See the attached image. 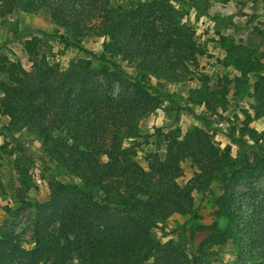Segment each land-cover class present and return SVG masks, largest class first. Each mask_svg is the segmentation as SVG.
Segmentation results:
<instances>
[{
  "label": "trees",
  "instance_id": "obj_1",
  "mask_svg": "<svg viewBox=\"0 0 264 264\" xmlns=\"http://www.w3.org/2000/svg\"><path fill=\"white\" fill-rule=\"evenodd\" d=\"M186 1L0 0V19L15 8L43 10L64 28L53 33L64 46L97 60L79 59L60 70L33 37L22 42L27 65L0 62V114L8 118L0 133L15 141L14 133L33 132L40 158L72 176L67 182L48 179V199L33 203L31 246H20L0 226V264H208V250L228 241L235 245V264H264V131L247 125L241 136L229 134L241 147L239 155L200 126L162 134L163 159L148 152L139 161L134 143L126 142L139 120L159 106V94L140 71L189 80L190 66L203 55L172 4ZM84 36L102 38L103 52L140 71L108 64L71 39ZM238 63L247 71L263 65ZM202 91L201 101L216 115L224 93ZM249 97L255 115H264V74L256 76ZM185 159L196 171L181 185ZM213 183L219 192L214 220L192 229V238L204 233L193 251L155 238L152 230L170 216L198 218L194 193Z\"/></svg>",
  "mask_w": 264,
  "mask_h": 264
},
{
  "label": "rangeland",
  "instance_id": "obj_2",
  "mask_svg": "<svg viewBox=\"0 0 264 264\" xmlns=\"http://www.w3.org/2000/svg\"><path fill=\"white\" fill-rule=\"evenodd\" d=\"M131 1L136 0H114V3L126 5ZM172 4L180 24H185L194 32V40L203 52L195 67L190 66L192 79L174 82L161 75L140 71L121 57L103 52L102 38L96 36L71 39L96 56H103L108 64L115 61L131 74L140 71L145 82L159 94L158 108L139 120L136 134L126 141L134 143L139 161L148 152H158L163 159L162 134L171 130L184 133L195 126L214 133L222 146L239 155L241 147L230 139L229 134L241 136L247 125L258 132L264 131V115H255L253 101L249 97L256 76L264 74V5L253 0H187ZM55 29L64 32V28L45 11L27 12L15 8L0 19V62L5 59L19 60L27 65L22 42L37 37L41 52L47 59L56 62L60 70H65L79 59H91L94 64L97 63L96 58L81 50L64 46L53 34ZM239 59L243 63L259 62L263 64L262 69L247 71L241 63L237 64ZM202 78H207L208 82L204 84ZM204 88L224 93L225 100L215 106L216 115L197 93ZM7 120L0 114V127ZM13 135L15 141L0 133V145L4 147L0 150V226L3 231L12 232L14 241L20 246L25 243L31 246L33 203L48 199V179L53 177L67 182L72 176L63 168H55L53 163L40 158V142L33 132L25 129ZM181 168L183 176L179 182L184 185L193 177L196 167L190 159H185ZM218 193L215 183L205 192L194 193L198 218L170 216L152 230L155 238L162 242L172 240L193 251L204 233H196L192 238V229L198 226L197 223L210 225L213 222V200ZM220 223L223 225L224 221L221 219ZM3 237L4 233L0 234V242ZM208 252V264H235L237 259L232 241L213 247Z\"/></svg>",
  "mask_w": 264,
  "mask_h": 264
}]
</instances>
